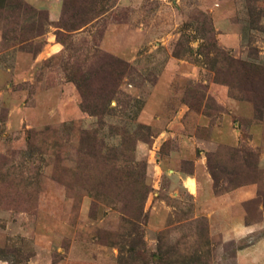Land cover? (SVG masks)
I'll return each mask as SVG.
<instances>
[{"label": "rangeland", "instance_id": "obj_1", "mask_svg": "<svg viewBox=\"0 0 264 264\" xmlns=\"http://www.w3.org/2000/svg\"><path fill=\"white\" fill-rule=\"evenodd\" d=\"M263 153L264 0H0V264H238Z\"/></svg>", "mask_w": 264, "mask_h": 264}, {"label": "crops", "instance_id": "obj_2", "mask_svg": "<svg viewBox=\"0 0 264 264\" xmlns=\"http://www.w3.org/2000/svg\"><path fill=\"white\" fill-rule=\"evenodd\" d=\"M264 167V153L261 157ZM185 184V179H183ZM199 191V186L197 188ZM257 188L253 184L243 185L233 191L211 198V224L215 232L225 240H242L261 229L260 224L245 222L244 204L255 198ZM238 264H264V238L251 241L237 252Z\"/></svg>", "mask_w": 264, "mask_h": 264}]
</instances>
